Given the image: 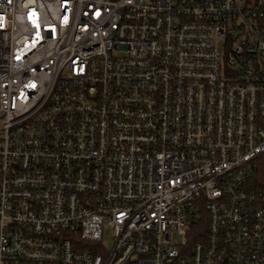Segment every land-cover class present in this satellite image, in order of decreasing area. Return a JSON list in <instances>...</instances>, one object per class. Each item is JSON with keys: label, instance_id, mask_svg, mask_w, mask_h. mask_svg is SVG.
Returning <instances> with one entry per match:
<instances>
[{"label": "built area", "instance_id": "built-area-1", "mask_svg": "<svg viewBox=\"0 0 264 264\" xmlns=\"http://www.w3.org/2000/svg\"><path fill=\"white\" fill-rule=\"evenodd\" d=\"M264 0H0V264H264Z\"/></svg>", "mask_w": 264, "mask_h": 264}, {"label": "trees", "instance_id": "trees-1", "mask_svg": "<svg viewBox=\"0 0 264 264\" xmlns=\"http://www.w3.org/2000/svg\"><path fill=\"white\" fill-rule=\"evenodd\" d=\"M252 164L253 170L249 175V182L264 194V152L258 154Z\"/></svg>", "mask_w": 264, "mask_h": 264}]
</instances>
